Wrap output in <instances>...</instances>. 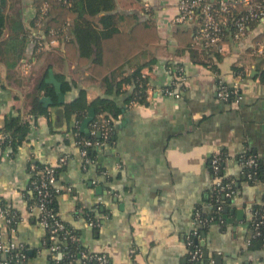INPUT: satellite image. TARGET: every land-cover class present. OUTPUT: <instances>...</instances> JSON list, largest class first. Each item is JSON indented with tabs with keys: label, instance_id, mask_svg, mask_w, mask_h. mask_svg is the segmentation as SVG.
I'll use <instances>...</instances> for the list:
<instances>
[{
	"label": "crops",
	"instance_id": "obj_1",
	"mask_svg": "<svg viewBox=\"0 0 264 264\" xmlns=\"http://www.w3.org/2000/svg\"><path fill=\"white\" fill-rule=\"evenodd\" d=\"M83 1L89 7L99 0ZM178 2L108 0L109 8L97 15L135 14L136 22L152 21L158 39L138 49L137 44L124 42L131 24L122 26L127 35L120 34L110 48L132 54L125 59L112 57L115 68L107 76H98L92 72V60L80 58L76 43L67 46L55 36L48 38L44 49H37L32 33L38 28L32 24L39 17L38 5L34 0H6V24L0 36V127L7 116L20 113L31 129L13 156L0 148V202L20 212L15 226L0 213V231L6 241L26 248L21 264H54V253L45 244V227L32 218L39 210L28 209L23 193L32 157L64 163L58 180L64 189L58 196L59 213L78 231L81 246L107 253L111 264H185V236L194 225L196 210L213 209L208 198L216 177L210 164L215 151L226 155L221 175L233 178L238 191L224 208L226 225L215 220L204 231L205 237L202 233L204 253L214 264H264V248L246 244L251 233L248 207L263 201L264 181L249 182L238 160L248 148L264 162V57L251 47L264 21L252 24L248 36L239 41L224 39L223 51L215 52L196 39L199 18L185 24L174 21ZM18 23L29 31V39L21 62L12 66L9 62L15 59L8 58L6 42ZM94 27L100 33L102 25ZM136 34L144 38L146 31L138 29ZM66 37L73 39L74 34ZM96 51L93 44V57ZM24 62L31 63L27 72ZM142 65L150 77L148 101L125 104V94L116 90L110 94L122 106L114 119L113 142L98 146L95 160L87 163L78 145L77 127L93 133L83 128L76 115H66V102L81 88L89 101L107 95L110 81H122L124 89L130 88L134 69ZM176 65L183 66L186 77L180 96L165 92L174 80L169 69ZM235 67L242 68L243 74H237ZM60 75L77 85L63 92ZM42 83L53 91L40 89ZM221 83L237 86L239 100L220 97ZM37 94L40 99L50 96L52 102L48 114L33 117L30 110ZM90 210L98 224L89 222ZM6 258V253H0V262Z\"/></svg>",
	"mask_w": 264,
	"mask_h": 264
},
{
	"label": "trees",
	"instance_id": "obj_2",
	"mask_svg": "<svg viewBox=\"0 0 264 264\" xmlns=\"http://www.w3.org/2000/svg\"><path fill=\"white\" fill-rule=\"evenodd\" d=\"M38 5V8L41 11V7L44 4V1H47L50 4L49 11L47 12L46 16L44 17V27L45 32L47 33V37L51 39L52 37H60L64 39L67 46L75 47V43L77 49L79 51L80 58H89L93 62L92 72L98 76H107L110 71L115 68V61L114 58L117 55H122L121 59H125L130 56L132 53H128L126 50H116L110 48V45L113 43H117L120 39V34L126 33V31L122 32V26L127 24H131L132 30L129 32L127 37L125 38L124 42H128L130 45L137 44V48L143 46L144 43L153 42L158 39V33L156 26L150 20H146L144 22H136L137 16L135 14H126L121 12H114V13H106L102 15H97L98 12L102 10V8H109V4H107L108 0H99L93 2L94 4H89V7L85 5L83 0L77 1L72 0L70 4L65 3L63 0H34ZM43 3V4H42ZM86 6V7H85ZM6 0H0V36L3 33L5 24H6ZM243 9L242 5H239L235 11H239ZM40 13V12H39ZM72 19H71V18ZM37 18L33 22L32 26L38 28L37 25ZM70 19V23L67 24V29L63 30L62 27L67 21ZM135 21V22H134ZM94 24L102 25V29L100 33L97 32V28L94 27ZM54 28L56 30L55 33L50 34L49 29ZM138 29H142L146 31V36L140 37L136 34ZM228 33L226 35V40H229L231 37V27L228 28ZM29 31L24 28L22 23L15 24L13 27V31L10 34L9 38L7 39L6 45L8 46V58L15 59L13 62H9L10 65H15L16 62L20 63L23 58V53L26 51V43L29 39L28 33ZM74 34L73 39H67L66 35ZM264 36V32L259 33L254 40L257 41ZM224 42V41H223ZM95 44L97 46L96 56H92V45ZM113 49V50H111ZM213 49L215 52H218L215 48H208ZM143 67L139 66L134 69L131 75V87L124 89L122 86V81H118L114 83L110 81L109 84V91H107V95H102L94 99L93 101H89L87 98V93L85 88H81L77 96L70 101L66 102V115L68 117L76 115L77 119L84 120L88 111L91 106L95 109V116L89 123V129H91V124L98 118L100 113H103L104 117L110 118L114 121V119L118 116V114L122 110V106H120L118 100L112 97L110 94L113 93L114 90L119 92L120 94H125V104H128L132 101L135 103H145L148 101V87H149V75L146 73V76H143ZM215 72H218L217 68H212ZM237 74H243V69L239 67L234 68ZM264 77V72L263 76ZM60 81L62 82V90L63 92L71 91L74 86H76V82L67 79L65 76H59ZM222 84V83H221ZM45 88L47 92H52L53 87L49 86L46 83H42L40 89ZM233 99V97H231ZM31 115L33 117H37L39 114H48L49 109L47 106L44 105V102L40 99V95L37 94L31 106ZM31 129L30 122L23 117L22 114L18 113L17 115L7 116L5 122L2 127H0V148L3 151H7L11 156H13L20 146L25 142L28 133ZM79 130V134L76 136L77 139L82 137L88 139H100L102 136L97 132L95 135H88L85 133L84 130L77 127ZM109 143L113 142V131L110 134ZM80 148L84 147L83 144H78ZM87 154L89 157L95 160L96 155L98 153V146L96 145H89L86 146ZM221 152V151H220ZM243 152L246 153H253L250 149H246ZM242 152V153H243ZM241 153V154H242ZM223 159L221 161L220 170L215 174L212 170L214 175H219L223 177L222 168L224 167V160L226 155L222 153ZM241 154L238 155V160L241 157ZM254 154V153H253ZM256 155V154H255ZM257 156V155H256ZM258 158V165L257 166H242V174L245 178L251 182H259L264 181V162ZM85 159V158H84ZM240 162V160H239ZM63 162L59 161L58 164H52L48 162H43L40 160L35 159L32 157L28 163V170L30 172L29 175V182L24 189V197L27 200L28 209L32 205L39 202L41 195L38 193V186H41V171L46 166H51L55 169L56 175V182L48 183L47 190L50 192L48 198L46 200L47 208L52 209L56 216L62 220L67 229L71 232L75 233L79 236L78 231H76L71 225H69L60 215L59 207H58V196L61 192H63V187L58 185V180L60 178L61 172L63 170ZM35 165V168H33ZM249 173H252V177L249 176ZM222 174V175H221ZM223 181H231L236 189V193L238 191V186L235 183L233 178L230 177H223ZM210 196L208 201L211 203L213 209L211 212H205L201 207V215L202 217H210V220L200 227V235L207 229L208 225L212 221H219L217 216L219 213L223 215V221H219L223 226L226 225L225 219V211L224 208L227 203H229L230 198L232 196H225L223 192H217L215 189L210 188ZM219 198V200H217ZM264 200V197H263ZM222 202V209H218V205ZM263 201L261 203L253 204L254 210L257 211L256 219H260V214L264 213L263 209ZM0 206L4 207L8 210L6 213V218L9 219V225L15 226L20 219V212L18 209L13 207L12 205L6 203L5 201L0 202ZM30 210V209H29ZM31 211V210H30ZM32 212V211H31ZM33 215V220L38 221L40 220V216L38 214ZM87 218L90 221H94V224H98L97 221L94 219V214L92 210L87 213ZM253 220L249 219L250 229L253 227ZM45 244L50 248L52 253L54 252L51 249L53 244L59 243L62 245L61 249L64 251V254L61 257L53 258L54 264H77L80 262L79 252L86 247L81 246L79 243V239L72 240L68 237H64V232L60 231L57 234L56 239L50 238V232L48 228H45ZM249 238V237H248ZM247 238V240H248ZM200 246L203 247L205 251V246L201 243V237L196 242ZM247 248H264V224L260 226V233L257 235H251L249 242L247 243ZM20 251L24 252L27 257V250L26 248H19ZM25 257V258H26ZM188 259V254H187ZM202 260L199 264H214L213 259L209 258L207 255L202 256ZM81 263V262H80ZM188 261L185 263L187 264ZM11 264H17L15 261H12ZM91 264H94L93 262ZM111 264V260H110ZM244 264H252V263H244Z\"/></svg>",
	"mask_w": 264,
	"mask_h": 264
},
{
	"label": "built area",
	"instance_id": "obj_3",
	"mask_svg": "<svg viewBox=\"0 0 264 264\" xmlns=\"http://www.w3.org/2000/svg\"><path fill=\"white\" fill-rule=\"evenodd\" d=\"M63 1L68 4L72 2V0ZM239 5H242L243 9L237 12L235 10ZM48 9L49 4L44 3L41 7L37 21L38 29L32 33V41L36 44L37 49L39 50L44 49L48 43L47 33L43 28L45 21L44 17L49 11ZM195 18H199V28L196 33L197 41L202 43L205 48H215L219 52H222L224 46L223 40L226 39L229 27L232 29L230 37L233 40L239 41L248 36L252 24L264 21V0H179L178 13L175 15L174 21L177 24H185L189 21H193ZM67 24H69V21L63 25V30L67 29ZM54 32H56L54 28L49 29L50 34ZM262 32H264V29L259 33ZM251 47L255 54L264 57V36L257 41L252 40ZM30 67V62L23 63L24 72H27ZM169 70L172 71L174 80L170 87L165 88V92L171 95L180 96V89L185 85L186 79L184 68L182 65H176L175 67H170ZM143 76L145 77L146 73H143ZM148 84L149 94L151 85L150 82ZM218 94L224 99H231V97H233L235 100H239L240 97L239 88L237 86L232 88L225 83L220 85ZM132 103H135V101H132ZM113 125L114 121L112 119L106 118L103 113H100L98 118L91 124V133H93L92 135H95L98 132L102 137L97 140L84 137L78 139V143L84 145V147L81 148V153L87 163L93 162L94 159L88 156L86 146H102L106 144L113 131ZM222 159L223 156L220 151H215L210 159L211 168L215 174L221 169L220 165ZM239 160L240 164L244 166L258 165V158L253 153L243 152ZM33 168H35V165H33ZM249 176L252 177V173H249ZM49 182H56L55 169L51 166H46L41 171V186H38V193L41 195V198L38 203L30 207V210H34L35 208L39 210V223L45 228H48L51 239H56L57 234L60 231H63L64 237L76 240L78 239V236L67 229L65 223L56 216V213L52 209L47 208L46 200L50 194L47 190ZM211 188L215 189L217 192H223L225 196L236 194V189L232 182H224L223 177L218 174L214 178ZM217 200H219V198H217ZM218 209H222L221 201L218 205ZM248 211L250 213V219L254 222V228H251V233L248 240H246V244L249 242L251 235L253 236L260 233V226L264 224V213L260 214V219H256L257 211L254 210L252 205L248 207ZM0 213L6 216L8 210L0 206ZM210 218L211 216L207 218L202 217L200 209L196 210L193 221L194 225L185 236V242L188 248L187 264H199L202 260L201 258L204 255V249L196 242L202 237L200 235V227L202 224L208 222ZM217 219L222 222L223 215L219 213ZM90 223L94 224L95 222L90 221ZM61 247L62 245L59 243L51 246V249L54 251L53 258L56 259L64 254ZM19 248V245L14 241H6L0 231V253L7 254V258L0 262V264H11L12 261L21 264L24 261L26 254L20 251ZM79 256L81 264H91L92 262L94 264H110L111 260L107 253L93 251L88 248L82 249L79 252Z\"/></svg>",
	"mask_w": 264,
	"mask_h": 264
},
{
	"label": "water",
	"instance_id": "obj_4",
	"mask_svg": "<svg viewBox=\"0 0 264 264\" xmlns=\"http://www.w3.org/2000/svg\"><path fill=\"white\" fill-rule=\"evenodd\" d=\"M56 83V88H57V91H58V95L62 96L63 93L60 92V85L58 82H55ZM41 100L44 102V104L46 106L49 105V103L52 102V98L50 96H43L41 98ZM61 101H63V98L60 99ZM95 116V109L93 106L90 107L89 111H88V114L86 115V117L84 118L83 122H82V126L83 128L86 130V131H89V123L90 121L94 118ZM226 210L228 211V209L226 208ZM203 236L205 237V233L203 232ZM203 244H204V239H203ZM206 254H207V251H204ZM220 257V255H217V259Z\"/></svg>",
	"mask_w": 264,
	"mask_h": 264
}]
</instances>
